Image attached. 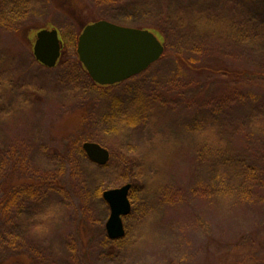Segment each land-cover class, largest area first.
Wrapping results in <instances>:
<instances>
[{"label": "rangeland", "instance_id": "1", "mask_svg": "<svg viewBox=\"0 0 264 264\" xmlns=\"http://www.w3.org/2000/svg\"><path fill=\"white\" fill-rule=\"evenodd\" d=\"M98 19L154 32L163 55L95 86L76 43ZM45 28L61 39L53 68L32 57ZM228 69L264 71V0H0V264H209L246 240L264 251V86ZM231 150L260 168L252 184L217 173ZM128 182L125 235L111 240L101 193Z\"/></svg>", "mask_w": 264, "mask_h": 264}, {"label": "water", "instance_id": "2", "mask_svg": "<svg viewBox=\"0 0 264 264\" xmlns=\"http://www.w3.org/2000/svg\"><path fill=\"white\" fill-rule=\"evenodd\" d=\"M77 57L88 77L98 86L122 83L142 73L163 55L164 43L145 28L127 27L105 19L89 22L78 34ZM32 57L42 66L53 68L61 54L58 29H40L35 33ZM81 149L91 162L108 163L110 152L95 141H83ZM131 183L105 189L102 199L109 206L105 232L111 240L124 237L122 218L131 210Z\"/></svg>", "mask_w": 264, "mask_h": 264}, {"label": "trees", "instance_id": "3", "mask_svg": "<svg viewBox=\"0 0 264 264\" xmlns=\"http://www.w3.org/2000/svg\"><path fill=\"white\" fill-rule=\"evenodd\" d=\"M22 8H24L22 6ZM23 11V9H22ZM1 16L4 18L3 20V25H13L15 23V20L20 19V13L18 14L16 11H3L1 13ZM87 24H83L80 25V27L78 28V34L80 33V31L83 29L84 26H86ZM78 34H77V38H78ZM160 42H162L160 40ZM163 43V42H162ZM181 62H182V58ZM59 61V60H58ZM58 63V62H57ZM81 65V64H80ZM200 69L202 70L203 68L200 67ZM231 76H239V75H244L247 77H250L251 80L255 81L256 83L258 81H256V79H258L262 85L264 86V71L263 70H249V71H231L228 69V73ZM95 86H97L96 84H94ZM118 85V84H115ZM98 87V86H97ZM106 86H101L99 88H105ZM220 146V150H221ZM80 150V149H79ZM80 152H83V150L81 149ZM230 152V151H229ZM85 154V152H83ZM234 153V154H233ZM260 157L263 158V164H264V145L262 150H260ZM224 160L225 163L223 165V169L222 172L217 171V173L220 175H225V176H229L230 174H234L237 172H243L244 173V179H243V184H252L254 179H256V176L259 174L260 171H258V169H260L258 166H252V165H248V163H246L247 161L240 156L239 154H235L234 150L232 152L231 150V155L229 156V159H226L225 156ZM258 155L254 154V159H258L260 158ZM110 160V159H109ZM109 162V161H108ZM255 164V163H254ZM261 167L264 169V165H261ZM242 184V185H243ZM263 232L264 235V226L260 229ZM262 233L259 237L262 236ZM120 239V238H119ZM209 264H264V251H260L259 248L254 247L253 242L252 241H235V243L231 244L229 247H226L223 251H222V255L219 257H216L214 261H212Z\"/></svg>", "mask_w": 264, "mask_h": 264}, {"label": "flooded vegetation", "instance_id": "4", "mask_svg": "<svg viewBox=\"0 0 264 264\" xmlns=\"http://www.w3.org/2000/svg\"><path fill=\"white\" fill-rule=\"evenodd\" d=\"M62 49V48H61ZM58 62V61H57Z\"/></svg>", "mask_w": 264, "mask_h": 264}]
</instances>
